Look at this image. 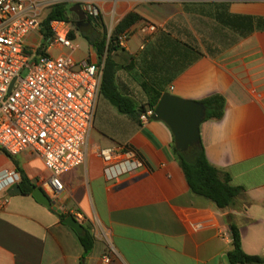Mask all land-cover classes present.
I'll use <instances>...</instances> for the list:
<instances>
[{
    "label": "crops",
    "instance_id": "obj_1",
    "mask_svg": "<svg viewBox=\"0 0 264 264\" xmlns=\"http://www.w3.org/2000/svg\"><path fill=\"white\" fill-rule=\"evenodd\" d=\"M79 1L99 10L108 31L131 12L142 17L125 47L112 52L118 90L135 102V111L121 113L101 95L86 161L62 176L65 190L56 203L64 214L84 213L95 246L83 259L77 233L57 212L33 196L10 195L0 211V264H106V255L109 264H230L231 224L239 228L244 252L264 259V30L240 34L214 17L217 4L232 15L264 17V0ZM150 24L159 30L143 32ZM37 42L29 37V47ZM96 58L90 61L104 63ZM166 78L172 80L165 90L183 99H225L223 117L201 125V141L210 163L243 188L227 210L192 194L171 129L152 117L140 120L149 109L142 110L148 102L142 84ZM113 146L129 147L146 168L108 181L97 149ZM14 159L41 188L37 179L49 175L41 159L31 152ZM5 168L16 167L0 151Z\"/></svg>",
    "mask_w": 264,
    "mask_h": 264
},
{
    "label": "built area",
    "instance_id": "obj_2",
    "mask_svg": "<svg viewBox=\"0 0 264 264\" xmlns=\"http://www.w3.org/2000/svg\"><path fill=\"white\" fill-rule=\"evenodd\" d=\"M155 4L183 3L185 0H148ZM57 0H0V149L11 157L31 152L41 159L48 177H39L38 185L57 203L65 187L62 176L80 166L87 150L98 102L104 63L89 59L77 61L64 50L78 49L71 37L73 25L65 20L51 22L52 36L42 33L47 10ZM87 17L96 18L99 10L88 3L83 6ZM157 25L142 31L154 34ZM131 32L122 34L118 43L125 47ZM38 42L29 47V37ZM43 51L39 53L38 51ZM53 50H60L53 56ZM148 109L140 116L144 124L154 115ZM108 181L135 173L146 164L129 147L98 148ZM21 182L16 168L0 170V211L10 202L9 191ZM57 205V204H56ZM81 224L86 216L73 213ZM109 264V255L104 257Z\"/></svg>",
    "mask_w": 264,
    "mask_h": 264
},
{
    "label": "trees",
    "instance_id": "obj_3",
    "mask_svg": "<svg viewBox=\"0 0 264 264\" xmlns=\"http://www.w3.org/2000/svg\"><path fill=\"white\" fill-rule=\"evenodd\" d=\"M70 8L71 6H69L67 2H59L53 5L44 16L42 33L46 38L52 36L51 22L53 21L65 20L72 23L75 30L81 32V35L87 40L89 46L96 51L100 63L104 60L101 95L121 113L134 112L136 108L135 102L121 95L118 90L117 72L119 70V65L112 58V52L120 47L118 43L119 37L129 32L142 17L136 12L129 13L115 29L112 30L109 37L107 29L102 22L100 12L96 18L88 17L87 23L93 30L86 29L87 31H85V29L80 26V22L75 21L71 17L72 13H70ZM214 17L217 22L223 26L231 28L240 34H248L257 29L264 30V17L232 15L227 11L224 5L217 4L215 6ZM98 30H101V32ZM71 37L75 39L74 30L71 32ZM39 53H43V51L40 50L38 51V54ZM171 80V78H166L164 81L152 85L148 83L142 84L148 95V102L142 107L143 111L147 108L156 109L160 99L167 92L164 85ZM200 103L206 108L205 121L214 119L219 120L223 117L225 99L221 95H212L201 100ZM0 151L13 160L16 169L20 172L21 182L19 185L22 193L27 196H32L33 192L39 187L28 177L25 171L22 170L14 157H11L2 149H0ZM173 152L182 168L193 195L211 201L220 210H227L234 205L237 197L243 192V188L232 185L230 175L224 173L210 163L202 141L189 148L186 152L178 150L174 143ZM68 215L71 214L63 213L59 214V217L61 221L64 222ZM231 231L233 235V249L227 255L229 263L263 264V258L250 256L244 252L241 244V234L239 228L235 224H231ZM78 238L83 247V259H85L93 251L95 236L88 228H85L84 234L78 236Z\"/></svg>",
    "mask_w": 264,
    "mask_h": 264
},
{
    "label": "water",
    "instance_id": "obj_4",
    "mask_svg": "<svg viewBox=\"0 0 264 264\" xmlns=\"http://www.w3.org/2000/svg\"><path fill=\"white\" fill-rule=\"evenodd\" d=\"M70 13L75 14L86 29L93 30L87 23L88 17L80 4L72 6ZM152 119L164 122L173 133L176 148L186 152L201 141V125L206 119V108L200 102L186 100L166 92L160 99ZM17 194H22L19 184L14 185L9 191L11 196ZM32 196L41 205L58 214H63V211L42 188H37ZM64 224L73 229L78 236L84 234V225L79 223L73 215H68Z\"/></svg>",
    "mask_w": 264,
    "mask_h": 264
},
{
    "label": "rangeland",
    "instance_id": "obj_5",
    "mask_svg": "<svg viewBox=\"0 0 264 264\" xmlns=\"http://www.w3.org/2000/svg\"><path fill=\"white\" fill-rule=\"evenodd\" d=\"M69 6H74V5H78L81 4L79 0H68L67 1ZM81 6H83L81 4ZM75 21H78L77 19L74 18V15L72 14L71 16ZM81 27H83L86 30V27L84 25H82ZM73 30L75 32V44L77 45L78 49L74 52H71L69 50H64L63 53L67 54V55H72L73 57H82V56H86L87 55V58L89 60H92V59H95V61H97V58H96V53L93 49L90 48V46H88V43L87 41L83 38V36L81 35V32L75 30V28L73 27ZM101 32V30H98ZM107 33L109 34V37L112 33V31H108L107 30ZM62 52L60 50H53L52 51V55L53 56H59ZM89 53V54H88Z\"/></svg>",
    "mask_w": 264,
    "mask_h": 264
},
{
    "label": "flooded vegetation",
    "instance_id": "obj_6",
    "mask_svg": "<svg viewBox=\"0 0 264 264\" xmlns=\"http://www.w3.org/2000/svg\"><path fill=\"white\" fill-rule=\"evenodd\" d=\"M73 15H74V18L78 20L77 16L75 14H73ZM78 22H80V21L78 20ZM80 26H82L81 23H80Z\"/></svg>",
    "mask_w": 264,
    "mask_h": 264
}]
</instances>
